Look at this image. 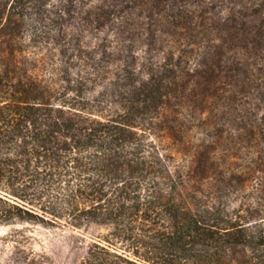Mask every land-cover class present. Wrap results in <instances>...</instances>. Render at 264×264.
Returning a JSON list of instances; mask_svg holds the SVG:
<instances>
[{
    "label": "trees",
    "instance_id": "obj_1",
    "mask_svg": "<svg viewBox=\"0 0 264 264\" xmlns=\"http://www.w3.org/2000/svg\"><path fill=\"white\" fill-rule=\"evenodd\" d=\"M261 62L264 0H0V225L104 227L79 264H264V184L258 217L202 199L186 126L264 146Z\"/></svg>",
    "mask_w": 264,
    "mask_h": 264
},
{
    "label": "rangeland",
    "instance_id": "obj_2",
    "mask_svg": "<svg viewBox=\"0 0 264 264\" xmlns=\"http://www.w3.org/2000/svg\"><path fill=\"white\" fill-rule=\"evenodd\" d=\"M261 63L264 68V62ZM262 75L264 77V71ZM203 122L192 119L186 123L187 127H192L194 139L211 149L209 153L203 151V156L210 160L208 169L205 162H201L198 170L208 173L200 174L199 196L244 217L261 216L264 179L259 169L264 146L259 136L254 137L247 129H242L247 123L245 119L232 118L226 122L214 117L208 128ZM189 157H184L187 165ZM105 231L95 224L82 227L28 221L1 224L0 264H79L88 248Z\"/></svg>",
    "mask_w": 264,
    "mask_h": 264
}]
</instances>
